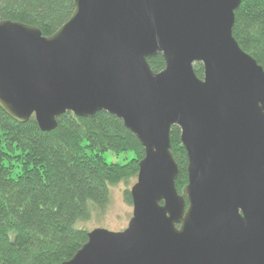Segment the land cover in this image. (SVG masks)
I'll return each instance as SVG.
<instances>
[{
	"label": "water",
	"instance_id": "obj_1",
	"mask_svg": "<svg viewBox=\"0 0 264 264\" xmlns=\"http://www.w3.org/2000/svg\"><path fill=\"white\" fill-rule=\"evenodd\" d=\"M241 1L72 0L45 36L0 20V108L13 121L50 132L65 112L104 111L144 149L127 227L88 230L57 264H264V71L232 35Z\"/></svg>",
	"mask_w": 264,
	"mask_h": 264
},
{
	"label": "trees",
	"instance_id": "obj_2",
	"mask_svg": "<svg viewBox=\"0 0 264 264\" xmlns=\"http://www.w3.org/2000/svg\"><path fill=\"white\" fill-rule=\"evenodd\" d=\"M234 11L232 35L264 71V0H242ZM73 12L72 0H0V20L35 25L52 35ZM153 72L164 67L161 54L147 58ZM202 78V63L193 64ZM43 132L31 116L13 121L0 108V264H57L71 258L87 241L84 225L103 213L110 201V185L126 179L127 164L104 160L105 151H132L139 160L144 149L107 112L92 118L71 111ZM172 155L179 168L176 189L187 182V157L179 130H170ZM127 202L130 192L125 190Z\"/></svg>",
	"mask_w": 264,
	"mask_h": 264
},
{
	"label": "rangeland",
	"instance_id": "obj_3",
	"mask_svg": "<svg viewBox=\"0 0 264 264\" xmlns=\"http://www.w3.org/2000/svg\"><path fill=\"white\" fill-rule=\"evenodd\" d=\"M104 160L113 163L127 164L130 162L129 168L125 169L128 173L131 170L138 168V159L132 151L113 153L111 151H105L102 154ZM137 173H129L126 179H119L110 185V201L107 209L103 213L92 215L91 219L85 223V227L90 229L96 228L97 226L104 227L107 229L119 231L127 227V223L132 216L133 205L131 202H127L125 198V190L136 182Z\"/></svg>",
	"mask_w": 264,
	"mask_h": 264
}]
</instances>
